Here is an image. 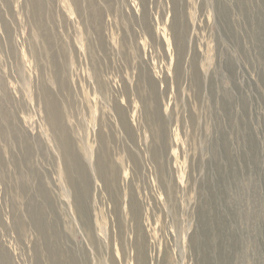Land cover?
I'll list each match as a JSON object with an SVG mask.
<instances>
[{
  "label": "rangeland",
  "instance_id": "rangeland-1",
  "mask_svg": "<svg viewBox=\"0 0 264 264\" xmlns=\"http://www.w3.org/2000/svg\"><path fill=\"white\" fill-rule=\"evenodd\" d=\"M0 264H264V0H0Z\"/></svg>",
  "mask_w": 264,
  "mask_h": 264
},
{
  "label": "bare ground",
  "instance_id": "bare-ground-1",
  "mask_svg": "<svg viewBox=\"0 0 264 264\" xmlns=\"http://www.w3.org/2000/svg\"><path fill=\"white\" fill-rule=\"evenodd\" d=\"M60 124H61V123H57V124H55V125H56L55 127L60 128ZM61 143H62L64 146L69 145L68 140H66L65 138H62ZM67 169H68V168H67ZM69 172H70V170H69ZM42 208H44V207H42ZM76 209H78L77 206H76ZM41 210H42V209H41ZM43 210H44V209H43ZM131 210H132V214H133L134 218H135L137 221H139V218H140V205H139L138 203H135V204L131 207ZM140 241H142V240H140Z\"/></svg>",
  "mask_w": 264,
  "mask_h": 264
}]
</instances>
